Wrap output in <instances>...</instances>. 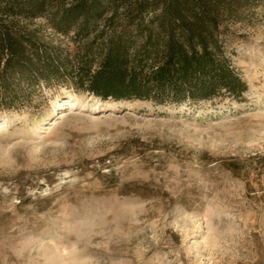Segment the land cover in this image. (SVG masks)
Listing matches in <instances>:
<instances>
[{"label":"rangeland","instance_id":"obj_1","mask_svg":"<svg viewBox=\"0 0 264 264\" xmlns=\"http://www.w3.org/2000/svg\"><path fill=\"white\" fill-rule=\"evenodd\" d=\"M59 16L52 6L14 32L75 66L107 17L86 38ZM223 30L239 99L105 100L9 75L0 264H264V4Z\"/></svg>","mask_w":264,"mask_h":264},{"label":"trees","instance_id":"obj_2","mask_svg":"<svg viewBox=\"0 0 264 264\" xmlns=\"http://www.w3.org/2000/svg\"><path fill=\"white\" fill-rule=\"evenodd\" d=\"M263 4L264 0H0V90L8 93L18 85L19 80H8L11 74L32 85L71 82L105 100L163 105L222 95L239 99L247 85L225 55L223 26L252 18ZM52 6L60 15L62 32L78 29L86 38L91 27L107 17L104 30L84 46L75 66L14 32L18 20L41 18ZM28 43L36 49V61L27 57Z\"/></svg>","mask_w":264,"mask_h":264}]
</instances>
